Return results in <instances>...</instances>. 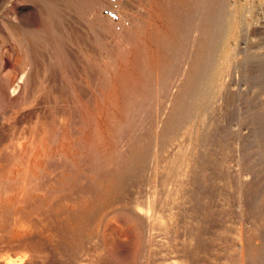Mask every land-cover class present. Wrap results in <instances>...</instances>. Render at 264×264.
Masks as SVG:
<instances>
[{
  "label": "rangeland",
  "instance_id": "rangeland-1",
  "mask_svg": "<svg viewBox=\"0 0 264 264\" xmlns=\"http://www.w3.org/2000/svg\"><path fill=\"white\" fill-rule=\"evenodd\" d=\"M96 1L0 0V264H263L264 0Z\"/></svg>",
  "mask_w": 264,
  "mask_h": 264
},
{
  "label": "bare ground",
  "instance_id": "bare-ground-1",
  "mask_svg": "<svg viewBox=\"0 0 264 264\" xmlns=\"http://www.w3.org/2000/svg\"><path fill=\"white\" fill-rule=\"evenodd\" d=\"M126 0H119V3H118V5L115 7V5H113V3H112V0H97L95 3H94V9H96V10H99V11H101V9L105 6H108L107 7V9H109V8H116V11H117V13L119 14V16H120V18H123V16H124V11H126V9H128V7L126 6ZM169 4V3H168ZM93 6V5H92ZM169 6V5H168ZM91 7V6H90ZM132 7V6H131ZM232 8V7H231ZM89 9V8H88ZM106 9V8H105ZM105 9H103V11L105 10ZM230 9V8H229ZM52 12V11H51ZM102 12V11H101ZM198 13V12H197ZM197 13H195V15H196V17H197ZM235 13V12H234ZM200 14V13H199ZM102 15H104V14H102ZM194 15V16H195ZM229 16V15H228ZM203 17V16H202ZM243 18H244V16H242ZM108 19H110L111 21H113L114 22V20H112L111 18H109V17H107ZM200 18V17H199ZM196 18H194V21H196L195 20ZM205 20V19H204ZM235 21V20H234ZM193 22V21H192ZM191 22V23H192ZM236 22V21H235ZM196 23H197V21H196ZM196 23H194V24H196ZM238 23V22H237ZM193 24V23H192ZM192 24H190L191 26H192ZM193 24V25H194ZM201 24V23H200ZM233 25V24H232ZM200 27H202V26H200ZM200 27H199V24H196L193 28H194V30L192 29V31H188V32H191V33H193L194 32V34H193V37H194V39L192 40V48L194 49V47L197 45V43L195 42L196 40L195 39H199L201 36H202V38L204 37V32L200 29ZM233 27V26H232ZM231 27V28H232ZM189 28V27H188ZM45 30V29H44ZM230 30V29H229ZM23 31V30H22ZM236 31V30H235ZM234 32V31H233ZM21 33V32H20ZM231 33H232V31H231ZM237 33V32H236ZM235 33V34H236ZM19 34V33H18ZM190 34V33H189ZM232 34H234V33H232ZM191 35V34H190ZM190 35H189V37H190ZM223 35H224V32H223ZM226 35V34H225ZM233 35H231V37H232ZM16 37V36H15ZM228 38H229V36H228ZM236 38V37H235ZM231 39V38H230ZM237 39H238V37H237ZM233 41V40H232ZM24 43V44H27L26 43V41H25V36H24V38L22 37V40H21V43ZM197 42H199L198 40H197ZM227 42V41H226ZM232 43V42H231ZM223 44H224V42H223ZM227 44L228 45H226V50L228 49H231L232 50V47H234L235 48V50L236 51H239V49H238V47H241V46H239V45H237L236 43L234 44V45H230L228 42H227ZM230 45V46H229ZM229 46V47H228ZM233 48V49H234ZM30 49V48H29ZM241 49H242V47H241ZM234 50V51H235ZM192 51V50H191ZM202 51V50H201ZM241 51V50H240ZM228 52V51H227ZM231 52V51H230ZM233 52V51H232ZM242 52V51H241ZM229 53V52H228ZM227 53V54H228ZM234 53V52H233ZM192 54H193V56H195V51H192ZM29 55V54H28ZM224 55H225V53H224ZM233 55V54H232ZM227 56V55H226ZM229 56H230V53H229ZM25 57V56H24ZM190 57V56H189ZM88 58V57H87ZM223 58H225L224 56H223ZM222 58V59H223ZM230 58H231V56H230ZM232 58H234V56H232ZM190 60V59H189ZM190 62V61H189ZM4 63H5V61H4ZM221 63V62H220ZM185 64V63H184ZM221 65H223V63L222 64H220V66ZM188 67H189V64H188ZM29 69V68H28ZM222 70V69H221ZM221 72H223V71H221ZM75 73V72H74ZM189 73V72H188ZM52 74V73H51ZM192 74V73H191ZM216 74V73H215ZM220 74V73H219ZM192 77V76H191ZM205 77V76H204ZM76 78V77H75ZM91 79V78H90ZM90 82V81H89ZM176 82V81H175ZM192 82V81H191ZM194 82V81H193ZM219 82V81H218ZM217 83V82H216ZM94 84V83H93ZM198 84V83H197ZM88 85V84H87ZM47 86V85H46ZM78 86V85H77ZM45 88V87H44ZM190 88V87H189ZM58 89V88H57ZM79 89V88H78ZM83 89V88H82ZM87 89H88V87H87ZM175 89V88H174ZM216 89V88H215ZM220 89V88H219ZM195 90V89H194ZM234 90V89H233ZM238 90V89H237ZM86 91V90H85ZM88 91V90H87ZM236 90H234V92H235ZM90 91H88L87 93H89ZM177 92V91H176ZM190 92V91H189ZM84 95V94H83ZM85 96H87V95H85ZM85 96H83V97H85ZM190 98V97H189ZM188 99V98H187ZM70 100V99H69ZM87 100H89V99H87ZM189 100V99H188ZM90 101V100H89ZM189 101H191V100H189ZM51 102V101H50ZM61 103V102H60ZM38 105V104H37ZM61 106V105H60ZM63 106V105H62ZM42 107V106H41ZM201 107V106H200ZM199 107V108H200ZM203 107V106H202ZM31 109V108H30ZM42 109V108H41ZM59 109V108H58ZM194 109V108H193ZM60 110V109H59ZM62 110V109H61ZM185 110V109H184ZM191 110V109H190ZM198 110V109H197ZM200 110V109H199ZM204 110V109H203ZM212 110V109H211ZM193 111V110H192ZM202 111V110H201ZM43 112H45V111H43ZM186 113V112H185ZM189 113V112H188ZM202 113V112H201ZM200 113V114H201ZM14 114V113H13ZM188 115V114H187ZM205 115V114H204ZM35 116V115H34ZM184 116V115H183ZM191 116V115H190ZM206 116H207V114H206ZM40 117V116H39ZM189 117V116H188ZM201 117H202V115H201ZM208 117V116H207ZM195 118V117H194ZM196 118H197V116H196ZM203 118V117H202ZM193 119V118H192ZM199 119V118H198ZM48 120V119H47ZM190 120V119H189ZM200 120H202V119H200ZM142 121V120H141ZM188 122V121H187ZM200 122H202V121H200ZM200 122H198V125H199V123ZM195 123V122H194ZM214 123V122H213ZM190 124V123H189ZM201 124V123H200ZM207 124H208V122H207ZM160 125V124H159ZM195 125V124H194ZM208 125H210V124H208ZM43 127V126H42ZM145 127V126H144ZM191 127L193 128L194 126H192L191 125ZM204 127V126H203ZM189 128V127H188ZM198 128V127H197ZM208 128H209V126H208ZM140 129H142V128H140ZM188 130V132H189V130L190 129H187ZM195 130H197V129H195ZM201 130H202V128H201ZM200 130V131H201ZM203 130H204V128H203ZM208 132V131H207ZM191 133V132H190ZM198 133V132H197ZM188 135V134H187ZM200 136V135H199ZM204 136V135H203ZM197 137V136H196ZM207 137V136H206ZM45 138V137H44ZM198 138V137H197ZM201 138H202V136H201ZM188 140H190V138H187ZM195 139V138H194ZM199 139V138H198ZM204 139V138H203ZM4 140V139H3ZM43 140V139H42ZM156 140V139H155ZM186 140V139H185ZM197 140V139H196ZM195 140V141H196ZM202 140V139H201ZM152 141V140H151ZM194 141V140H193ZM205 141V140H204ZM209 141V140H208ZM207 141V142H208ZM189 142V141H188ZM194 143V142H193ZM193 143H192V145H193ZM83 144V143H82ZM198 144V143H197ZM199 144H200V142H199ZM203 145V144H202ZM196 146V145H195ZM204 146V145H203ZM84 147V146H83ZM202 147V146H201ZM125 148V147H124ZM181 148V147H180ZM191 148H193V147H191ZM205 148V147H204ZM76 149V148H75ZM123 149V148H122ZM184 149V148H183ZM187 150H188V148H187ZM194 150V149H193ZM196 150H198L197 148H196ZM123 151V150H122ZM129 151V150H128ZM175 151H176V149H175ZM201 151V150H200ZM200 151H198V152H200ZM204 151V150H203ZM34 152V151H33ZM32 152V153H33ZM62 152V151H61ZM183 153H184V151H182ZM47 153V152H46ZM122 153V152H121ZM180 153V152H179ZM201 153V152H200ZM199 153V154H200ZM35 154V153H34ZM59 154V153H58ZM123 154V153H122ZM173 154V153H172ZM182 154V153H181ZM189 154V153H188ZM42 155V154H41ZM79 155V154H78ZM192 155V154H191ZM264 155V154H263ZM24 156V155H23ZM117 156H118V154H117ZM194 156V155H193ZM198 156V155H197ZM13 157V156H12ZM25 157V156H24ZM29 158L31 157L30 155L28 156ZM41 157V156H40ZM47 157V156H46ZM105 157V156H104ZM174 157H175V155H174ZM204 157V156H203ZM36 158V157H35ZM59 158V157H58ZM112 158V157H111ZM197 158V157H196ZM198 158H200V157H198ZM34 159V158H33ZM62 159V158H61ZM106 159V158H105ZM115 159V158H114ZM113 159V160H114ZM65 160V159H64ZM111 160V159H110ZM179 160V159H178ZM177 160V161H178ZM187 160V159H186ZM191 160H192V158H191ZM40 161V160H39ZM105 161V160H104ZM117 161V160H116ZM115 161V162H116ZM181 161V160H180ZM27 162V161H26ZM106 162V161H105ZM110 162V161H109ZM109 162L108 163H106V165H108L109 164ZM112 162H114V161H112ZM173 162V161H172ZM191 162V161H190ZM194 162V161H193ZM28 163V162H27ZM169 163V162H168ZM171 163V162H170ZM179 163V162H178ZM178 163H176V167H174L175 169H177V168H179V166L177 165ZM198 163H199V161H198ZM248 163V162H247ZM250 163V162H249ZM104 164V163H103ZM110 164H113V163H110ZM174 164V163H173ZM172 164V165H173ZM180 164V163H179ZM196 164V163H195ZM251 164V163H250ZM106 165H104V166H106ZM168 165V164H167ZM169 165H171V164H169ZM182 164H180V166H181ZM104 166H102V167H104ZM110 166V165H109ZM171 167V166H170ZM185 167V166H184ZM183 167V168H184ZM189 167V166H188ZM192 167H194V165L192 166ZM28 168V167H27ZM181 168V167H180ZM236 168V167H235ZM239 168V167H238ZM35 169V168H34ZM39 169H41V168H39ZM106 169V168H105ZM104 169V170H105ZM109 169V168H108ZM115 169V168H114ZM173 169V168H172ZM189 169V168H188ZM36 170V169H35ZM116 170V169H115ZM174 170V169H173ZM172 170V171H173ZM179 170V169H178ZM177 170V171H178ZM202 170V169H201ZM263 170V169H262ZM98 171H100V170H98ZM110 171V170H109ZM180 171V170H179ZM183 171V170H182ZM196 171V170H195ZM245 171V170H244ZM42 172H43V170H42ZM41 172V173H42ZM95 172V171H94ZM105 172H107V171H105ZM169 172V171H168ZM185 172V171H184ZM228 172V171H227ZM239 172V171H238ZM33 173V172H32ZM31 173V174H32ZM174 173V172H173ZM94 174V173H93ZM167 174V173H166ZM175 174V173H174ZM176 174H177V172H176ZM181 174H182V172H181ZM236 174H237V172H236ZM235 173H234V175H236ZM165 175V174H164ZM168 175V174H167ZM170 175V174H169ZM178 175V174H177ZM202 175V174H201ZM239 175V174H238ZM238 175H236L237 177H238ZM247 176V175H246ZM27 177V176H26ZM163 177V176H162ZM177 177V176H176ZM236 177V178H237ZM23 178V177H22ZM169 178H170V176H169ZM195 178V177H194ZM229 178V177H228ZM235 178V179H236ZM242 178V177H241ZM53 179V178H52ZM171 179V178H170ZM176 179V178H175ZM174 179V180H175ZM239 179V178H238ZM24 180V179H23ZM193 180V179H192ZM30 181V180H29ZM32 181H33V179H32ZM42 181V180H41ZM168 181V180H167ZM36 182V181H35ZM86 182V181H85ZM228 182V181H227ZM238 182V181H237ZM242 182V181H241ZM17 183V182H16ZM91 183V182H90ZM173 182H171V184H172ZM164 184V183H163ZM250 184V183H249ZM32 185V184H31ZM82 185H83V183H82ZM165 185V184H164ZM167 185V184H166ZM193 185V184H192ZM234 185V184H233ZM79 186H80V184H79ZM200 186H201V184H200ZM228 186V185H227ZM235 186H237V185H235ZM240 186V185H239ZM256 186V185H255ZM26 187V186H25ZM167 187V186H166ZM260 187V186H259ZM264 187V186H263ZM170 188V187H169ZM243 188V187H242ZM262 188V187H261ZM30 189H32V186H31V188ZM29 189V191L31 192V190ZM69 189V188H68ZM67 189V190H68ZM237 189H239V188H237ZM258 189H260V188H258ZM66 190V189H65ZM71 190V189H70ZM69 190V191H70ZM167 190V189H166ZM193 190V189H192ZM257 190V189H256ZM33 191V190H32ZM64 191V190H63ZM169 191V190H168ZM251 191V190H250ZM255 191V190H254ZM65 192V191H64ZM246 192V191H245ZM248 192V191H247ZM261 192V191H260ZM71 193V192H70ZM161 193V192H160ZM244 193V192H243ZM252 193V192H251ZM255 193V192H254ZM253 193V194H254ZM165 194V193H164ZM193 194V193H192ZM245 194V193H244ZM246 194H248V193H246ZM22 195V194H21ZM27 195V194H26ZM169 195H170V193H169ZM172 195V194H171ZM228 195V194H227ZM238 195V194H237ZM243 195V194H242ZM249 195H251V194H249ZM262 195V194H261ZM24 196V195H23ZM30 196V195H29ZM54 196V195H53ZM65 196V195H64ZM67 196H69V195H67ZM159 196H162V195H159ZM165 196V195H164ZM236 196V195H235ZM240 196V195H239ZM245 196V195H244ZM31 197V196H30ZM50 197V196H49ZM171 197V196H170ZM48 198V197H47ZM55 198V197H54ZM54 198H52L53 199V201H55L54 200ZM58 198H59V196H58ZM62 198V197H61ZM168 198V197H167ZM57 199V198H56ZM66 199V198H65ZM68 199V198H67ZM147 199H149V198H146V200ZM169 199V198H168ZM237 199V198H236ZM259 199V198H258ZM153 200V204H154V200H155V197L152 199ZM239 200H240V198L239 199H237V201L239 202ZM34 201V200H33ZM42 201H43V199H42ZM48 201V200H47ZM60 201V200H59ZM61 201H63V200H61ZM163 201V200H162ZM243 201V200H242ZM255 201V200H254ZM52 201H50V203H51ZM56 202V201H55ZM72 202V201H71ZM151 202V201H150ZM160 202V201H159ZM37 203V202H36ZM58 203V202H57ZM142 203V202H141ZM149 203V202H148ZM192 203H193V201H192ZM237 203V202H236ZM242 203V202H241ZM39 204V203H38ZM54 204V203H53ZM138 204V203H137ZM163 204V203H162ZM195 204V203H194ZM233 204H234V202H233ZM239 204H240V202H239ZM30 205V204H29ZM33 205V204H32ZM48 205L49 206H51L52 205V203H51V205L48 203ZM144 205H147V204H144ZM158 205V204H157ZM48 206V207H49ZM135 206H136V204H135ZM203 206V205H202ZM232 206V205H231ZM137 207V206H136ZM143 207V206H142ZM155 207V206H154ZM153 207V208H154ZM187 207V206H186ZM198 207H200V205L199 206H197V208ZM238 207V206H237ZM255 207V206H254ZM47 208V207H46ZM62 208V207H61ZM149 208V207H148ZM152 208V209H153ZM160 208V207H159ZM196 207L194 206V209H195ZM244 208V207H243ZM139 209H141V207L139 208ZM163 209V208H162ZM166 209V208H165ZM190 209V208H189ZM259 209V208H258ZM142 210V209H141ZM157 210V209H156ZM237 210H238V208H237ZM248 210V209H247ZM60 211V210H59ZM138 211V210H137ZM145 211V210H144ZM149 211V210H148ZM163 211V210H162ZM236 211V210H235ZM258 211V210H257ZM141 211H139V213H140ZM150 212H151V210H150ZM150 212H149V214H150ZM196 212V211H195ZM243 212V211H242ZM43 213V212H42ZM44 213H45V211H44ZM64 213V212H63ZM156 213V212H155ZM244 213V212H243ZM26 214V213H25ZM31 214H32V212H31ZM34 214V213H33ZM146 214V213H145ZM161 214V213H160ZM159 214V215H160ZM20 215H21V213H20ZM27 215V214H26ZM43 215V214H42ZM156 215V214H155ZM226 215V214H225ZM247 215H249V213L247 214ZM19 216V215H18ZM44 216V215H43ZM232 216V215H231ZM258 216V215H257ZM30 217V216H29ZM147 217V216H146ZM158 217V216H157ZM190 217V216H189ZM188 217V218H189ZM227 217H229V216H227ZM233 217V216H232ZM253 217H255V216H253ZM14 218V217H13ZM19 218V217H18ZM26 218H27V216H26ZM25 218V219H26ZM31 218H32V216H31ZM149 218V217H148ZM225 218H226V216H225ZM247 218V217H246ZM249 218H250V216H249ZM48 218H46L45 220H47ZM151 219V218H150ZM207 219V218H206ZM20 220H21V217H20ZM28 220V219H27ZM29 220H31L30 218H29ZM34 220V219H33ZM149 220V219H148ZM147 220V221H148ZM163 220V219H162ZM191 220V219H190ZM202 220V219H201ZM255 220V219H254ZM23 221V220H22ZM150 221V220H149ZM165 221V220H164ZM206 221V220H205ZM14 222H16V221H14ZM13 222V223H14ZM192 222V221H191ZM208 222V221H207ZM235 222H236V220H235ZM256 222V221H255ZM21 223V222H20ZM25 223V222H24ZM142 223H143V221H142ZM150 223V222H149ZM190 223V222H189ZM258 223H260L259 221H258ZM264 222H262L261 224H263ZM15 224V223H14ZM146 224H148V223H146L145 222V225ZM241 224H242V221H241ZM30 225V224H29ZM16 226V225H15ZM25 226H27V225H25ZM238 226V225H237ZM258 226V225H257ZM13 227V226H12ZM206 227V226H205ZM204 227V228H205ZM222 227V226H221ZM236 227V226H235ZM244 227V226H243ZM252 227H254V226H252ZM190 229V228H189ZM227 229V228H226ZM228 229H229V227H228ZM258 229V228H257ZM24 230V229H23ZM231 230H233V229H231ZM198 231V230H197ZM202 231V230H201ZM256 231V230H255ZM258 231V230H257ZM261 231H263L262 230V228H261ZM26 232V231H25ZM191 232V231H190ZM227 232V231H226ZM147 233V232H146ZM205 233V232H204ZM236 235H235V237L237 238V242L238 241H240V244H239V249L241 250V252H239L240 254H241V257H242V259H244L243 258V250H244V245H243V239H244V237H245V234H244V230H243V228H240L239 230H238V232L237 233H235ZM26 235V234H25ZM194 235H195V233H194ZM250 235V234H249ZM196 236V235H195ZM247 236V235H246ZM204 237V236H203ZM253 237V236H252ZM33 238V237H32ZM231 238V237H230ZM191 239V238H190ZM194 239V238H193ZM197 239V238H196ZM235 239V238H234ZM259 239V238H258ZM36 240V239H35ZM252 240V239H251ZM262 240H264V239H262ZM27 241H29V240H27ZM31 241H32V239H31ZM254 241V240H253ZM252 241V242H253ZM260 241V240H259ZM147 242V241H146ZM257 242V241H256ZM262 242V241H261ZM30 243V242H29ZM32 243V242H31ZM38 243V242H37ZM42 243H43V241H42ZM26 244H27V242H26ZM35 244H36V242H35ZM39 244V243H38ZM38 244H36V246L38 245ZM44 244V243H43ZM244 244H246V243H244ZM28 245V244H27ZM34 245V244H33ZM33 245L31 244V246L33 247ZM46 245V244H45ZM247 245V244H246ZM35 246V245H34ZM43 246V245H42ZM41 246V247H42ZM238 246V245H237ZM26 247V246H25ZM30 247V246H29ZM34 248V247H33ZM36 248V247H35ZM26 249V248H25ZM24 249V250H25ZM246 249V248H245ZM30 250V249H29ZM31 250H32V248H31ZM232 250H234V248L232 249ZM193 251V250H192ZM228 251V250H227ZM235 251V250H234ZM261 251V250H260ZM195 252V251H194ZM32 254H33V252H31ZM40 253V252H39ZM101 253V252H100ZM230 253V252H229ZM228 253V254H229ZM234 253V252H233ZM257 253V252H256ZM256 253H254V254H256ZM36 254V253H35ZM190 254H192V253H190ZM34 255V254H33ZM194 255V254H193ZM230 255V254H229ZM262 255V254H261ZM264 255V254H263ZM190 256V255H189ZM258 256H259V253H258ZM25 257V256H24ZM34 257H36V256H34ZM33 257V258H34ZM193 257V256H192ZM253 257V256H252ZM28 258V257H27ZM235 258H237V257H235ZM251 258V257H250ZM30 259V258H29ZM36 259H38V258H36ZM257 259V258H256ZM264 259V258H263ZM31 260H32V256H31ZM92 260V259H91ZM16 261V260H15ZM251 261V260H250ZM1 262V261H0ZM5 262V261H4ZM19 262V261H18ZM18 262H17V264H18ZM23 262V261H22ZM30 262V261H29ZM78 262V261H77ZM247 262H248V259H247ZM258 262V261H257ZM24 263V262H23ZM236 263H237V261H236ZM256 263V262H255ZM22 264V263H21ZM82 264V263H81ZM244 264V263H243ZM251 264V263H250ZM264 264V263H263Z\"/></svg>",
  "mask_w": 264,
  "mask_h": 264
},
{
  "label": "built area",
  "instance_id": "built-area-1",
  "mask_svg": "<svg viewBox=\"0 0 264 264\" xmlns=\"http://www.w3.org/2000/svg\"><path fill=\"white\" fill-rule=\"evenodd\" d=\"M112 3L116 7L118 5V3H119V0H112ZM104 15H106L109 18H111L115 22H119L120 21V16L118 15V13L116 11V8L105 9L104 10Z\"/></svg>",
  "mask_w": 264,
  "mask_h": 264
}]
</instances>
